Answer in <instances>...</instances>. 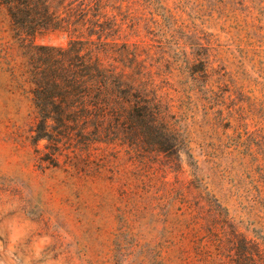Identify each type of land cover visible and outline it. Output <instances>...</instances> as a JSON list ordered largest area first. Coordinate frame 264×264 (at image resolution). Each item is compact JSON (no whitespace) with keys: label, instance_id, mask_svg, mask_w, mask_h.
Returning a JSON list of instances; mask_svg holds the SVG:
<instances>
[{"label":"rangeland","instance_id":"obj_1","mask_svg":"<svg viewBox=\"0 0 264 264\" xmlns=\"http://www.w3.org/2000/svg\"><path fill=\"white\" fill-rule=\"evenodd\" d=\"M103 1L135 13L123 17L119 44L138 45L151 64L169 61L170 83L185 100L186 146L139 170L151 189L135 202L121 196L130 168L117 162L72 169L60 156L59 168H42L22 135L25 126L17 137L29 103L12 96L10 57L0 54V264H167L160 198L170 189L189 190L199 204V244L216 253V263L207 226L220 222L224 264H264V0ZM7 25L0 8V26ZM34 43L64 46L67 38L42 30ZM203 60L209 76L201 72ZM182 250L174 264H205L193 245Z\"/></svg>","mask_w":264,"mask_h":264},{"label":"trees","instance_id":"obj_2","mask_svg":"<svg viewBox=\"0 0 264 264\" xmlns=\"http://www.w3.org/2000/svg\"><path fill=\"white\" fill-rule=\"evenodd\" d=\"M0 8L8 21L7 28L0 26V54L10 57V92L17 103H29L17 137L27 134L24 139L34 147V161L42 168H59L58 158L63 156L72 169L79 164L102 167L104 162H117L125 170L130 168L129 177H121L122 198L135 202L139 191L147 194L151 188L138 177L139 170L149 168L150 160L160 156H179L189 126L185 100L170 83L169 61L151 64L144 49L115 40L124 31L123 17L135 13L106 6L103 0H0ZM42 30L64 34L67 43L35 44ZM200 64L203 76H209L204 60ZM13 116L20 120L18 109ZM22 126L27 129L21 135ZM41 142L43 149H38ZM99 149L101 155L93 156L91 152ZM160 199L165 210L161 224L169 237L161 250L167 264L181 260L187 242L204 255L205 264H224L220 247L225 223L207 226L208 234L216 238L212 239L218 251L216 263V253L199 244L200 206L189 190L185 195L165 190ZM218 225L220 235L214 237Z\"/></svg>","mask_w":264,"mask_h":264}]
</instances>
